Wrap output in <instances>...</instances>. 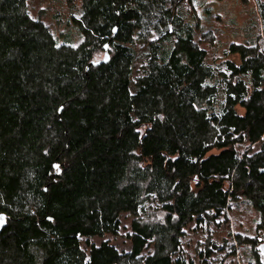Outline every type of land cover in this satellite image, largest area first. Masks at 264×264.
Listing matches in <instances>:
<instances>
[{"label":"trees","instance_id":"1","mask_svg":"<svg viewBox=\"0 0 264 264\" xmlns=\"http://www.w3.org/2000/svg\"><path fill=\"white\" fill-rule=\"evenodd\" d=\"M64 2L51 26L29 0H0V264H220L236 247L261 264L264 1L240 34L203 21L210 0ZM116 25L109 62L89 65ZM143 87L152 111L123 122ZM235 207L258 215L256 233L217 246ZM122 215L130 250L91 241ZM189 225L207 237L195 256Z\"/></svg>","mask_w":264,"mask_h":264},{"label":"rangeland","instance_id":"2","mask_svg":"<svg viewBox=\"0 0 264 264\" xmlns=\"http://www.w3.org/2000/svg\"><path fill=\"white\" fill-rule=\"evenodd\" d=\"M259 1L261 0H210L208 4L209 13L198 12V14L202 17L203 21H207L211 26L220 27L222 23L233 24L236 27L237 33L240 34L239 30L241 27L255 24L257 3ZM205 2L207 0H194L193 4L196 7ZM28 6L32 16L39 17L51 26L62 25L69 16V10L64 0H29ZM216 14H218V19L215 17ZM230 21L232 23H229ZM229 39L233 40L232 37ZM238 39H241V35ZM221 46H224L223 41ZM152 109L150 90L145 87L140 88L134 98L127 99L120 105L123 122H129L139 115L152 111ZM119 127L120 123H113L103 126L100 131L112 133L116 132ZM262 141L252 147V150L259 148ZM235 209L236 211L233 214H228V222H223L222 226L215 229L216 232L212 236L211 242H214L217 246L223 243H227L228 245L231 242L227 234L228 232L231 233L232 237H235L238 233L242 235H255L256 233L254 228L258 220V215L255 212L249 213L248 209H242L241 207H235ZM130 223L131 217L122 215L121 227L118 234H107L104 237H95L91 241L97 245L102 241H108L119 250L128 251L130 250V240L128 239ZM206 238L205 233H201L198 228L189 225L186 229L184 253L189 256H195L207 245ZM219 253H221L220 250L217 251V254ZM233 256L230 254V258L221 261L220 264H242L240 261V249L236 247L235 256ZM209 260L213 264L218 262L214 259V261Z\"/></svg>","mask_w":264,"mask_h":264},{"label":"water","instance_id":"3","mask_svg":"<svg viewBox=\"0 0 264 264\" xmlns=\"http://www.w3.org/2000/svg\"><path fill=\"white\" fill-rule=\"evenodd\" d=\"M117 31H118V26L116 25L112 28V35H111L110 40H108L103 45V57L99 60L91 61L89 63V65L98 66L100 64H103V63L106 64L109 62V60H110L109 46L111 43V39H113L116 36ZM88 68H89V66L86 67V70ZM53 168L56 169V171L58 170V172H60L59 165L57 163L53 164ZM9 219H10L9 216H7L6 214L0 213V231L5 227V225L7 224V220H9ZM49 220H51V219H49ZM258 249H259V252H260L261 257H262L261 264H264V241L258 245Z\"/></svg>","mask_w":264,"mask_h":264}]
</instances>
